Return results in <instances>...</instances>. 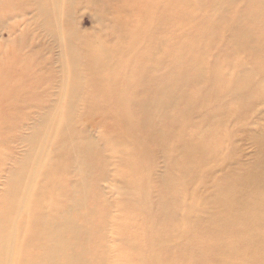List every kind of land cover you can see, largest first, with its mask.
Here are the masks:
<instances>
[{"label":"rangeland","instance_id":"1","mask_svg":"<svg viewBox=\"0 0 264 264\" xmlns=\"http://www.w3.org/2000/svg\"><path fill=\"white\" fill-rule=\"evenodd\" d=\"M189 1L193 14L176 5L181 0H0V237L18 253L9 264L43 259L35 240L48 227L41 225L43 216L72 220L88 232L85 237L102 239L103 246L93 252L96 261L86 258L87 264H108L115 258L109 248L116 241L107 243L113 235L104 222L119 216L116 207L127 197L133 202L139 195L132 186L104 180L107 170L115 173L118 153L129 162L135 155L134 168L141 169L142 178L139 172L136 176L149 184L138 197L147 204L141 213L152 222L165 217L159 198L174 193L163 181L183 177L191 158L195 161L208 148L217 146L197 170L198 179L187 182L188 206L207 203L216 180L243 177L254 169L261 158L258 140L264 138V97L255 94L262 91L264 77L253 78L250 72L264 61V0ZM146 105L150 110L143 109ZM153 112L159 117L151 118ZM127 118L134 125L128 126ZM123 129L131 132L132 142L111 137ZM80 130L106 150L109 161L91 155L84 143L78 151L64 140L68 133L83 140L86 134ZM44 172L60 173L62 179L46 196L37 190L44 188ZM118 173L133 175L126 166ZM33 178L42 196L23 197L22 186ZM84 188L93 198L82 207L88 197ZM192 240L191 233L174 240V247ZM116 244L129 250L127 244ZM138 253L134 249L123 258H138ZM167 259L186 262L182 256ZM5 260L0 246V264ZM132 263L126 259L121 264Z\"/></svg>","mask_w":264,"mask_h":264},{"label":"bare ground","instance_id":"2","mask_svg":"<svg viewBox=\"0 0 264 264\" xmlns=\"http://www.w3.org/2000/svg\"><path fill=\"white\" fill-rule=\"evenodd\" d=\"M262 3H264V1ZM176 5H180V7L185 8V10L188 13L193 14L192 11H194V9L192 8L189 0H181V3L176 4ZM166 8H168V7H166ZM164 14H166V13L164 12ZM48 16H50V15H48ZM173 16L174 15H172V17ZM197 19L198 18L194 17V21ZM0 21H2V20H0ZM226 21H228V20H226ZM3 26H2V28H3ZM5 28H8V27H5ZM5 28H3V29H5ZM67 37H68V35H67ZM72 39H73V37H72ZM260 39L264 43V34L262 32H261V38ZM74 42H75V40H74ZM154 42H156V41H154ZM177 42H178V40H177ZM232 44L234 46L239 45V43L236 40H233ZM145 45H147L146 42H145ZM141 46H142V44L140 45V48H142ZM99 48H101V47H99ZM114 50H116V48ZM259 61L260 60H258V61L253 60V63H258ZM253 66H254V68L251 70L250 76L253 78L255 77V75L260 76V77H264V61H262L261 64L253 65ZM190 67H191V65H190ZM191 69H192V67H191ZM74 70H76V69H74ZM74 70H72V71H74ZM71 73H73V72H71ZM165 78H166V76H165ZM171 78H172V76L169 79H171ZM179 78H180V80L183 79V78L181 79V76ZM65 82L66 81H64V83ZM164 82L167 83L166 80ZM168 88H170V86ZM160 91H161V89H160ZM165 91H167V90H165ZM175 93H176V91H175ZM159 94H161V93H159ZM67 95H68V93H67ZM158 95H157V98L159 97ZM255 95L258 97H264V87H263L262 91L259 90V92H257ZM164 96H163V98H164ZM166 97H167V95H166ZM196 97L200 98L198 95ZM174 98H176V97H174ZM174 100L175 99L172 98V101H174ZM172 101H171L170 105L172 104ZM168 103H169V101H168ZM202 105L203 104L201 103V106ZM164 107H167V105ZM202 107H204V106H202ZM150 108L148 109V107L146 105L145 108H143V109L148 111V110H150ZM154 109H157V107ZM168 109H169V107H168ZM161 110L163 112L162 107H161ZM165 111H166V109H165ZM170 112H173V111H170ZM154 113L155 112H153V114ZM151 114H152V112H151ZM157 115H158V112L156 115L155 114L151 115L152 116L151 118L159 117V115L158 116ZM166 115H167V113H166ZM166 115H163V116H166ZM156 119H158V118H156ZM162 119H165V117H163ZM148 121H149V119H148ZM166 121H167V119H166ZM43 122L44 121H42L41 124ZM73 123L74 122H72V124ZM152 123L154 124L155 122L152 121ZM152 123H150V127H151ZM93 125H94V123H93ZM127 125L130 126V125H134V124L130 119L127 118ZM170 126H172V125H170ZM93 127H95V126H93ZM75 129H76L75 131L78 132V134H79V129L78 128H75ZM80 132L82 134L83 133L86 134V135H84L85 137L83 138V140L77 141L74 138H71L70 133H68V135H66V136L63 135L64 140L70 142L78 151L79 150L81 151L83 143H84V145H87V148H89L92 151L91 155H93L95 157L97 156L101 160L109 161V157L106 156L104 153L106 150H104L103 147L101 148L98 145V143L95 141V139H93V137L91 135L87 134L86 130H80ZM130 133L131 132H129L128 129L127 130L123 129V131L121 130L116 135L113 132L111 137L118 136L119 138H122V140H124L125 142H127L126 140L132 142L133 141V140H131L132 135ZM134 140L136 141V139H134ZM212 140H210L209 143H211ZM258 141H259L260 149H261V158L257 162L254 169H252L248 174H246L243 177H238V178L230 177V178L216 180V182L213 185V190L210 191L209 201L207 203L197 202L195 204L192 203L191 205L188 206L187 201H186V196H187L186 194L189 191L188 188L186 187L187 182L192 183L198 179L197 170L201 167L202 163L204 162V159L207 156H209L211 154V152L217 146H215V148H208V152L201 153V155L195 161H194L195 158L192 157L191 158L192 166H190V170L186 171V174L183 175V177H181L180 179L171 177L170 179L163 181V183L165 185V189L169 192H174V193H171L168 196L165 195L164 197L161 196V199L159 198V200H158L160 203L159 209H160L161 213L163 210L165 217L161 218L158 221H153V222L151 220L152 218H146L141 213V207L143 206V203L145 205H147V204L145 203V201L138 199V197L140 196V194H143V193L146 194V190H147L149 184H148V182H146V181L143 182L144 180H140L138 178V177L142 178V172H140L141 169L139 171H137L134 168L135 167L134 163L137 162L135 155L132 156V158H131L134 161L129 162L126 160L125 157H121V155H123L124 153H118V155H117L118 161H117V164H115V173L112 174V171L107 170L106 171L107 173L105 174L104 180L109 181V182H114L116 184H119L118 186H123L124 188H126L128 186H132L135 190H137L139 192V195L136 198L132 199L133 202H131L130 198L127 197L123 202H121V204H122L121 206L116 207L117 208L116 211L118 212V215L120 217L117 216L114 219L112 218L110 221L104 222V223H108V225L110 223L109 231L111 232V230H112V235H113L112 237H110V236L107 237V240H108L107 243L115 240L120 245L121 244L122 245L127 244V246H129V250H130V251L129 250H122V249L118 248V245L115 242V244L112 246V248H109V251L115 254L114 255L115 258H109L108 264H121L123 262V260H126V259H128L129 262H130V260H132V262L134 261V262H136V264H176L174 262L168 261L167 258H172V256H182L184 258L186 257V262L184 264H264V138L260 137V139ZM106 143H108V142H106ZM62 146H64V144ZM43 154H44L43 152L40 153V156H42ZM129 154H130V152L125 153V155H127V156H130ZM40 156L38 155V157L35 159V161H37ZM140 156H146V154L144 153V154H141ZM138 159H140V158L138 157ZM45 162H46V160H45ZM126 163H128L129 165H127ZM46 164H47V162H46ZM48 165H50V163ZM121 166L128 167V169H130L132 171V173H133L132 176H134V177L131 176V179H130V178H128V176H121V174L118 173V170H120ZM21 172L22 171H20L19 173H21ZM58 172H60V171H58ZM136 172H139L138 177L136 176ZM19 173H17V174H19ZM58 174H60V173L51 175V174L44 172L43 177H44L45 185L42 186L44 188H40L37 190H41L45 196L48 195L47 190L49 188H51L55 184L56 181L59 182V180H62L61 176H59ZM32 177H30V178H32ZM43 177H42V179H43ZM48 179H49V181H48ZM32 180H33V182L31 184H27L25 187L22 186L23 191H25L27 193V194L24 193L23 197L25 195H27V198H29L30 195L34 196V197L42 196L41 194L39 195V193H40L39 191L35 190V188L38 186L37 182L34 183V178ZM159 182H160V180H159ZM95 188L98 191L101 189L99 184H97L95 186ZM84 191L87 193V195H88V192H91L89 190V188H84ZM90 197L93 198L91 193H90V195H88L87 198L85 197L84 203L81 204L82 207L86 206L87 200ZM92 200H94V199H92ZM128 200H130V201H128ZM200 200H201V197H199V201ZM23 202L24 201L21 200V203H23ZM60 202H58V203H60ZM62 204H63V202H62ZM57 205L59 206V204H57ZM88 205H89V203H88ZM111 205H112V203H111ZM117 205H119V204H117ZM25 207L27 209L26 203H25ZM52 207H53V205H52ZM64 207H66V206H64ZM29 212L30 211H28V213ZM91 212H94V209H92L91 211L89 210V214H91ZM49 216H51V215H49ZM141 218H142V222H141L142 227L140 228L137 225H139ZM50 219H52V218H48L47 216H43L41 225L43 223L44 226L48 225V227H45V228L39 230L40 231L39 233H36V239L35 240L39 241L40 244L38 245V247H39V249H42V251H43V253H41L39 255L40 257H38V258H43V259H41V261H39L37 264H87L86 258H92L91 260L96 261V256L93 254V252L97 246L102 245V243L100 242L102 239H99L97 241L98 237L95 235L94 236L90 235L88 237H85V235L88 234V232H86L85 230H82V228L79 227L78 224L76 225V223L72 220H69V221L67 220L66 222H63V221H59L58 219H54V218H53L54 220H50ZM108 225H107V227H108ZM99 226L101 227V224H99ZM131 229L134 231H132ZM23 231H22V233H23ZM100 233H99V235H100ZM191 233L193 236V240H192V242L190 241L189 245L182 244L178 247H174V240H176L178 238H186L187 236H190ZM71 238L75 241H72ZM78 240H82L83 242H85V244L88 246V248H81L80 242H78ZM103 240L106 241L105 238H103ZM167 242H170V243H167ZM0 246L4 250V254L6 255L5 264L11 263L14 260V256H18V253L16 255V250H13L14 248L12 250L9 249V248H12L13 244L11 245V243H10V245H8V243L4 240L3 237H0ZM30 246H33V240H31ZM134 249H135V252L136 251L139 252L138 258H131V259L123 258V256L130 254V252ZM67 251H69V253H73V254L66 255ZM62 256H64L65 261L62 263L58 262L57 258H61ZM7 258H9V259H7ZM48 258H51V259H48ZM92 264H94V262H92Z\"/></svg>","mask_w":264,"mask_h":264}]
</instances>
